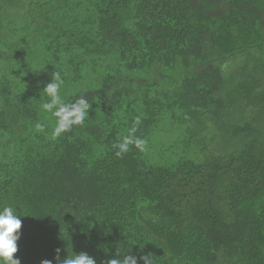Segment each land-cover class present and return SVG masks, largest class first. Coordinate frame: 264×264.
Listing matches in <instances>:
<instances>
[{
    "label": "trees",
    "instance_id": "trees-1",
    "mask_svg": "<svg viewBox=\"0 0 264 264\" xmlns=\"http://www.w3.org/2000/svg\"><path fill=\"white\" fill-rule=\"evenodd\" d=\"M55 71L90 108L53 140ZM5 206L21 264H264V0H0Z\"/></svg>",
    "mask_w": 264,
    "mask_h": 264
},
{
    "label": "clouds",
    "instance_id": "clouds-1",
    "mask_svg": "<svg viewBox=\"0 0 264 264\" xmlns=\"http://www.w3.org/2000/svg\"><path fill=\"white\" fill-rule=\"evenodd\" d=\"M63 80L61 74L54 72L52 80L43 88V93L47 97L41 108L55 118L54 127L51 129V139L55 140L62 134L72 130L73 126L83 125L88 118L90 104L87 99L80 97L73 102L66 103L61 96V87ZM140 123L137 117L129 133L123 136L113 145L117 157L123 156L130 151V146L137 149L143 148L145 141L135 135L136 125ZM40 131L45 130L42 124L36 125ZM20 215V214H19ZM17 210L12 206L0 208V264H21L20 259L14 258L18 251L17 241L20 239V229L22 221L19 218ZM57 255L54 257L55 264H96V260L87 253H73L66 257L59 255L60 249H56ZM143 264H152L151 254H145L139 257ZM40 264H53L52 260L43 259ZM102 264H138L136 256L130 254L122 257H116L102 262Z\"/></svg>",
    "mask_w": 264,
    "mask_h": 264
},
{
    "label": "rangeland",
    "instance_id": "rangeland-1",
    "mask_svg": "<svg viewBox=\"0 0 264 264\" xmlns=\"http://www.w3.org/2000/svg\"><path fill=\"white\" fill-rule=\"evenodd\" d=\"M22 11H23V10H22ZM6 13H9V12H5V14H6ZM232 67H233V66H232ZM234 67H235V65H234ZM206 132H207V134H208L209 132H211V128L207 129Z\"/></svg>",
    "mask_w": 264,
    "mask_h": 264
}]
</instances>
